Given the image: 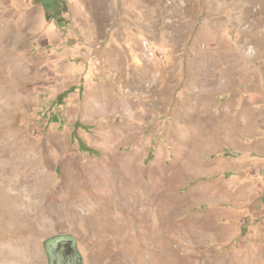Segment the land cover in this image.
Returning <instances> with one entry per match:
<instances>
[{"label":"rangeland","instance_id":"1","mask_svg":"<svg viewBox=\"0 0 264 264\" xmlns=\"http://www.w3.org/2000/svg\"><path fill=\"white\" fill-rule=\"evenodd\" d=\"M61 237L83 264H264V0H0V264Z\"/></svg>","mask_w":264,"mask_h":264},{"label":"bare ground","instance_id":"2","mask_svg":"<svg viewBox=\"0 0 264 264\" xmlns=\"http://www.w3.org/2000/svg\"><path fill=\"white\" fill-rule=\"evenodd\" d=\"M134 160L135 159H133V161H131L132 163H130L129 166H127L131 170H135L134 167H133L134 166L133 163H135ZM96 175L100 179V182L101 183L106 182L107 177H106L105 174H102L100 171H98ZM131 175H133V174L131 173ZM117 199H118V201H122L123 200L122 193L119 194V195H117ZM151 207H153V206H149L148 209L151 210ZM95 217H96L97 221L99 220L100 223L102 224V226H101L102 231L107 228V225H108V229L109 230H112V232L118 233V234L119 233H123L124 234V233H128L129 231H133L134 230L133 228L129 227L128 225H126V226H119L117 224V222L114 221V219L109 220V219H111V217H110L108 211L107 212L106 211H101V210H99V208H95ZM149 228H150V221L148 222L147 219H144L141 222H139V223L136 224V230H137V232H141V233L146 234V231ZM166 229L167 228H166L165 222L159 224V226L157 228V230L159 232H162V233H165L166 232Z\"/></svg>","mask_w":264,"mask_h":264},{"label":"water","instance_id":"3","mask_svg":"<svg viewBox=\"0 0 264 264\" xmlns=\"http://www.w3.org/2000/svg\"><path fill=\"white\" fill-rule=\"evenodd\" d=\"M50 264H83L76 243L68 237L58 238L51 247L45 248Z\"/></svg>","mask_w":264,"mask_h":264}]
</instances>
